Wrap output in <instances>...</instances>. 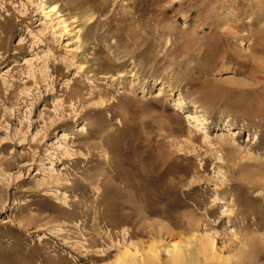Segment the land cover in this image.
Instances as JSON below:
<instances>
[{"label":"rangeland","instance_id":"rangeland-1","mask_svg":"<svg viewBox=\"0 0 264 264\" xmlns=\"http://www.w3.org/2000/svg\"><path fill=\"white\" fill-rule=\"evenodd\" d=\"M174 242L264 264V0H0V264Z\"/></svg>","mask_w":264,"mask_h":264},{"label":"bare ground","instance_id":"bare-ground-1","mask_svg":"<svg viewBox=\"0 0 264 264\" xmlns=\"http://www.w3.org/2000/svg\"><path fill=\"white\" fill-rule=\"evenodd\" d=\"M51 12H53V13L57 12V7H55V6L52 7L51 8ZM61 23L63 24L64 22H60V24ZM197 113L198 112H194L193 114H191L190 119H196V118H198L197 117ZM223 130H226V126L223 128ZM218 142H221V140H218ZM133 201H134V199H133ZM130 202H131V199H130ZM189 250H185L184 245H182L179 242H174L171 245H169V246H167V247L164 248V252L170 254V263L171 264H189V262H188V254H187V252ZM160 253H161L160 251H154V250H152V252H151L152 255L150 254L151 255L150 259L143 260L140 263L139 262H137V263L134 262L132 264H163L164 262L160 259Z\"/></svg>","mask_w":264,"mask_h":264}]
</instances>
